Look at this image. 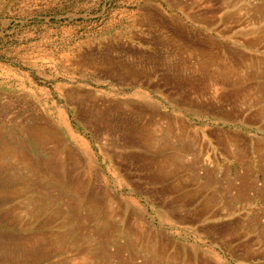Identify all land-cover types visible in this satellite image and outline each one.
Instances as JSON below:
<instances>
[{"label":"rangeland","instance_id":"1","mask_svg":"<svg viewBox=\"0 0 264 264\" xmlns=\"http://www.w3.org/2000/svg\"><path fill=\"white\" fill-rule=\"evenodd\" d=\"M261 4L0 0V264L82 263L90 247L106 252L97 258L103 264L146 263L147 255L129 248H123V261L116 258L117 245L126 240L116 234L107 241L100 221L77 224L79 233L60 227L50 210L41 213V204L61 206L55 193L70 196L68 180L88 183L96 201L115 202L118 215L110 218L116 227L128 220L125 202L137 203L146 226L173 238L184 259L197 260L190 264H264V239L253 240L264 230V194L222 192L241 180L263 185ZM141 105L198 131L196 137L157 134L158 141L181 146L165 152L174 158L170 166L182 167L177 177L159 171L153 153L127 143L138 118L131 112ZM156 117L158 124L148 127L164 130L166 118ZM228 134L240 136L228 145L221 142ZM67 144L75 150L66 151ZM213 196L218 202L210 215L219 208L236 212L202 216L203 202ZM254 210L262 211L256 224ZM236 223L237 238L222 235ZM88 230L97 235L84 234Z\"/></svg>","mask_w":264,"mask_h":264},{"label":"bare ground","instance_id":"2","mask_svg":"<svg viewBox=\"0 0 264 264\" xmlns=\"http://www.w3.org/2000/svg\"><path fill=\"white\" fill-rule=\"evenodd\" d=\"M262 3L259 8H258V13L263 14L264 13V0H262ZM148 73V72H147ZM146 76V75H145ZM261 85V84H260ZM253 86V85H252ZM263 86V85H262ZM248 88V87H247ZM263 90V89H262ZM260 92V91H259ZM264 94V91H263ZM263 97V96H261ZM132 105V104H131ZM130 105V106H131ZM117 107V106H116ZM130 109V108H129ZM106 114V113H105ZM110 114V113H109ZM143 114H149L150 118L148 117L145 121H140L139 116H143ZM134 115H136L138 118L137 120L134 118L133 120V126H132V130L129 132V135L127 137V143L131 146V147H137L142 149L144 152L146 153H153V159L152 162L154 163L155 167L159 170L162 171L163 173H171L172 175L176 176L182 171V167H172L169 164L174 160L173 156H171L172 154H168L165 152L168 149H177L180 148L181 146L176 144L175 142L173 143H167V142H162V141H158L157 139V134H167L168 136L174 134L177 137H181V136H185L188 135V133L191 136L196 137L198 135V131L193 133V128H191L190 125L179 121V119H176V117L172 118V117H167L164 114L160 113V110L157 107H152L151 112H148V108H146V106H138L135 107V110L133 112H131V116L132 118L134 117ZM102 116V115H101ZM156 116H161V119H165L166 118V122H167V127L164 130H155L152 129L150 127H148V124H152L155 121V118L157 119ZM107 119V118H106ZM160 119V118H159ZM160 122V121H159ZM147 123V124H145ZM155 124H158V122H154ZM153 123V124H154ZM60 124V123H59ZM163 124V123H162ZM159 126V125H158ZM58 127V126H57ZM109 127V126H108ZM193 127V126H192ZM45 128V127H44ZM196 129V128H195ZM35 130V129H34ZM61 132V131H60ZM72 132V131H71ZM189 135V137H190ZM79 136V135H78ZM225 136V135H223ZM240 136V135H229L226 137V139L221 140L222 143L224 144H228V145H233V141L236 140V138ZM50 136H48V139ZM71 137V136H70ZM188 137V136H186ZM37 138V137H36ZM65 138V137H64ZM79 138V137H78ZM35 139V138H34ZM40 139V138H39ZM172 139V138H171ZM183 139V138H182ZM41 140V139H40ZM61 140V139H60ZM74 140L76 141L77 139L74 138ZM121 140H124L121 139ZM62 141V140H61ZM176 141V140H175ZM180 141V140H179ZM48 142V141H47ZM59 142V141H58ZM69 142V141H68ZM178 143V142H177ZM181 144V143H180ZM59 145V144H58ZM79 145V144H78ZM183 145V144H181ZM67 148H65L66 151H68V149L70 150V152L72 150H75L73 148V146L70 144V146L67 144L65 145ZM260 146V145H259ZM6 147V146H5ZM56 148V147H54ZM59 148V147H58ZM62 148V147H61ZM264 148V147H263ZM78 149V147H77ZM183 149V148H182ZM184 150H187L189 152L188 148H185ZM11 151V150H10ZM62 151V150H61ZM15 152V151H14ZM17 152V151H16ZM53 152V151H51ZM64 152V150H63ZM78 152V151H77ZM82 152H84L86 154V150L82 148ZM174 152V151H173ZM191 152V151H190ZM56 153V152H55ZM67 153V152H66ZM88 153V152H87ZM179 153V152H178ZM17 154V153H15ZM93 154V153H92ZM148 154V156H149ZM24 155V154H23ZM61 155H63L61 153ZM66 155V154H65ZM112 155V154H110ZM134 155V154H133ZM142 155V154H141ZM176 155V154H175ZM18 156V155H17ZM58 156V155H57ZM147 156V155H146ZM134 157V156H133ZM157 157H161L158 159H154ZM163 157V158H162ZM68 158V157H67ZM66 158V159H67ZM75 158V157H74ZM150 158V157H149ZM26 159V158H25ZM140 159V158H138ZM144 159V158H143ZM13 160V159H12ZM56 160V159H55ZM194 160V159H193ZM192 160V161H193ZM19 161V160H18ZM68 161V159H67ZM79 161V160H78ZM200 161V160H199ZM146 162V161H145ZM26 163V162H25ZM142 163V162H141ZM148 162H146L147 164ZM194 163V162H193ZM22 164V163H21ZM71 164V163H70ZM145 164V163H144ZM6 165V164H5ZM23 165V164H22ZM89 165H83V169L84 171L89 173V169H88ZM153 166V165H152ZM23 167V166H22ZM39 167V166H38ZM86 167V169H85ZM145 167V166H143ZM151 167V166H149ZM24 168V167H23ZM30 168V167H29ZM185 169V168H184ZM18 170V169H17ZM26 170V169H25ZM34 170V169H32ZM54 170H57V168L55 167ZM74 170V169H73ZM24 171V170H23ZM27 171V170H26ZM38 171V170H37ZM72 171V170H71ZM16 172V171H14ZM20 172V171H19ZM70 172V171H69ZM56 173V172H54ZM183 173V172H182ZM181 173V174H182ZM28 174V173H26ZM31 174V173H30ZM70 174V173H69ZM168 174V173H167ZM208 174V173H207ZM201 175V174H200ZM53 176V175H52ZM55 176V175H54ZM81 176V175H80ZM170 176V175H169ZM205 176V175H204ZM168 177V176H167ZM210 177V176H209ZM29 178V176H28ZM32 178V177H31ZM60 178V177H59ZM75 178V177H74ZM164 178V176H163ZM180 178V177H179ZM207 178V177H206ZM237 178V177H236ZM15 179V178H14ZM30 179V178H29ZM36 179V178H35ZM54 179V178H53ZM81 179V178H80ZM32 180V179H31ZM38 180V179H37ZM56 180V179H55ZM86 180V179H85ZM84 180V181H85ZM240 180V179H239ZM207 181V180H206ZM210 181V179L208 180ZM64 182V181H63ZM92 183V182H91ZM180 183V182H179ZM65 184V183H64ZM188 184V183H187ZM210 184V183H209ZM54 186V185H53ZM32 187V186H30ZM35 187V186H34ZM38 187V186H37ZM53 188V187H52ZM64 188L67 190V192L69 193L70 196H64L61 195L60 192L55 193L54 195V191H59L58 189L54 190L52 192V194L54 195V201L59 202L60 201V207H45L44 204L42 205V209H41V213H45L48 212L50 210V214L51 216L60 219V223L59 226L63 227V228H69L76 231V232H82V228L81 230L78 229L77 224L80 226L82 223H89V225L93 224L92 221L96 220V221H100L101 223H99L97 226L99 228H102L101 232H104L105 236L107 237V241L108 240H115V238L117 237L116 234H120V236H122L125 240L126 243L124 244V246L122 245H117L116 247V254H114L117 258L122 260L121 257L123 254V248H129L131 250V254H134L135 252H140L143 253L144 255H147V259H146V263L144 264H190V263H194L197 262V260H189V257H186V259L183 258L184 256V249H182L180 246H178L176 244V242H174V240L164 236V235H160L157 232H154L151 228L147 227L146 224L143 222V218L141 215V208L137 205V203H135L134 201L131 202H125V206L122 208L124 210L123 215H127L128 216V220L127 221H122V224H118V226L116 227L113 223H111V219L110 218L112 215L115 214V211L113 210L114 207L113 205L115 204L112 203V200L106 199H99L98 201H96L92 196H90V193L88 192L89 184H85L83 187H81V185H77V183H73L70 180L67 181V183L64 185ZM94 188V187H93ZM92 188V189H93ZM223 187H221L220 189H222ZM32 189V188H31ZM39 189V188H38ZM83 189V191L81 192V190ZM91 189V188H90ZM89 189V190H90ZM199 189V188H198ZM196 190V192L199 193V195L203 196V189H199ZM248 189H253L256 192L262 193L264 194V179H263V185H257L256 182H247V180H241V184L236 185V184H231L228 187H224L222 189V192H232L235 191V195L236 196H242L244 194V192ZM40 190V189H39ZM50 190V188H49ZM52 190V189H51ZM37 191V190H36ZM93 191V190H92ZM108 191V190H107ZM40 192V191H39ZM110 192V191H109ZM230 192V193H231ZM108 193V192H107ZM233 193V192H232ZM46 194V193H45ZM48 194V192H47ZM46 194V195H47ZM51 195V194H50ZM93 195V194H92ZM106 195V192H105ZM247 195V194H246ZM254 195V194H253ZM195 196V195H194ZM217 196V195H216ZM256 196V195H255ZM44 198V197H42ZM194 199V197H193ZM53 200V199H52ZM118 200V199H117ZM29 201V200H28ZM47 201V200H46ZM188 201V200H187ZM192 201V200H191ZM189 201V202H191ZM194 201V200H193ZM38 202V201H37ZM218 202V199H215V197L213 196L212 198H207V200H205L203 202V211L200 212V214L202 216L209 214V211L211 209V207L214 206V204H216ZM52 203V202H51ZM247 203V202H246ZM35 204L36 201H35ZM121 204V203H120ZM232 204V203H230ZM36 206V205H35ZM53 206V205H52ZM57 206V205H56ZM231 206V205H230ZM233 206V205H232ZM113 208V209H112ZM116 209V208H115ZM120 209V207H119ZM223 208H219L218 210H216V212L212 213L211 215L209 214V217L212 218H219L221 216H231L232 214H234L236 212V209H229L227 210L226 213L220 212ZM262 211H264V208H260ZM35 210V209H34ZM33 210V211H34ZM261 211V212H262ZM119 212V211H118ZM255 212V217H252L254 219H256L257 221H255V224L258 222H260V214L261 212H259V210H254ZM37 213V212H36ZM121 213V212H120ZM198 214V213H196ZM115 215H118V213L116 212ZM144 216V215H143ZM254 216V215H253ZM38 217V216H37ZM44 217V216H43ZM120 217V216H119ZM122 217V214H121ZM192 217V216H191ZM29 218V217H28ZM32 218V217H31ZM203 218V217H202ZM30 219V218H29ZM263 219V218H262ZM261 219V220H262ZM118 221V220H117ZM51 222V221H50ZM53 222V221H52ZM116 222V221H115ZM240 223V222H238ZM247 224V223H246ZM231 225V224H230ZM250 225V224H249ZM82 226V225H81ZM248 227V226H247ZM238 225L233 224L229 227H226L224 229H221V233L222 235H226V234H230L232 235L234 238H237L240 233L238 232ZM249 228V227H248ZM73 230H70V232H74ZM62 231V230H61ZM49 232V231H47ZM100 232V231H99ZM159 232V231H158ZM161 232V231H160ZM53 233V232H52ZM84 234H87L88 236H95L97 235V233L92 230H88L86 231ZM99 235V234H98ZM57 236V235H56ZM73 236V235H72ZM83 237V236H82ZM121 237V238H122ZM97 238V236H96ZM240 238V237H239ZM263 238L264 239V230L257 232L256 236L254 237L253 240H257ZM77 240V239H76ZM79 240V239H78ZM76 242V241H75ZM74 242V244H75ZM108 243V242H107ZM106 243V245H107ZM119 243V242H118ZM250 243V241H249ZM108 246V245H107ZM76 247V246H75ZM96 247V246H95ZM103 249V248H101ZM108 249V248H107ZM104 250V249H103ZM115 250V249H114ZM105 251V250H104ZM102 252V251H101ZM100 252V253H101ZM136 254V253H135ZM107 256L106 252H104L102 255H98L97 250H95V248L90 247L89 248V252L87 253L86 256L82 257V263L80 262H75L76 264H103L102 262L105 263L104 260L100 259L98 260V257H103V256ZM112 255V254H111ZM125 255V254H124ZM82 256V254H81ZM109 257L110 254L108 255ZM120 256V257H119ZM129 256V255H128ZM252 256V255H251ZM80 257V256H78ZM142 257V256H141ZM127 258V257H126ZM150 258V260H149ZM81 259V258H80ZM133 259V258H132ZM75 260V259H74ZM127 260H129L127 258ZM134 260V259H133ZM76 261V260H75ZM102 261V262H101ZM123 261V260H122ZM135 262V261H134ZM142 262V261H140ZM139 262V263H140ZM132 264V262H130ZM137 263V260L136 262ZM123 264V262L121 263ZM141 264V263H140Z\"/></svg>","mask_w":264,"mask_h":264}]
</instances>
